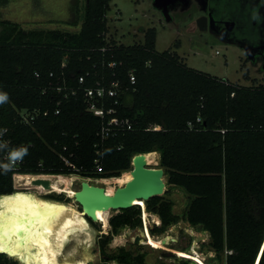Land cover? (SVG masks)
<instances>
[{"label": "trees", "instance_id": "obj_1", "mask_svg": "<svg viewBox=\"0 0 264 264\" xmlns=\"http://www.w3.org/2000/svg\"><path fill=\"white\" fill-rule=\"evenodd\" d=\"M111 2L77 4L67 23L78 31L25 29L0 18V92L8 96L0 126L10 130L9 147L22 153L16 170L0 160V193L15 190V172L117 181L135 155L159 152L168 183L190 202L183 217L162 195L146 200V210L161 219L151 234L186 219L209 233L217 259L226 254V264H256L264 245V83L241 85L188 66L176 50H157L155 28L143 30V42L121 43L109 34ZM114 81L121 85L116 98L104 99L114 109L106 121L129 123L103 138V119L88 108L85 90ZM22 109L48 115L24 123ZM110 224L113 235L142 227L141 206L121 209ZM111 239L99 237L104 264H143L124 247L109 256ZM0 264L17 263L0 254Z\"/></svg>", "mask_w": 264, "mask_h": 264}, {"label": "rangeland", "instance_id": "obj_2", "mask_svg": "<svg viewBox=\"0 0 264 264\" xmlns=\"http://www.w3.org/2000/svg\"><path fill=\"white\" fill-rule=\"evenodd\" d=\"M84 3L85 0H9V3L0 6V18L19 22L25 29L78 31L80 26H72L67 22L72 20L75 6L79 4L83 7ZM201 17H207V27L203 30L198 24ZM108 18L109 34L121 43L143 42V30L155 28L157 50H176L188 66L241 85H251L255 80L264 83V0H112ZM154 153L159 158L155 164L147 167L162 168L164 171L160 153ZM134 158L132 167L122 172L117 181L107 177L73 175L75 179L72 187L82 190V183L87 182L101 192L115 195L119 189L125 188L124 180L132 176ZM55 178L71 185L70 175ZM164 178L165 188L160 194L172 200L173 211L184 217L190 202L188 194L182 188L170 185L166 173ZM16 179L14 188L17 190H35L41 196L74 203L85 212L88 224L97 233L92 239L95 246L88 253L90 264H104L99 243L102 234L112 238L107 246L109 256L117 254L118 249L124 247L134 258L143 257V264H193V261L180 257L173 249L188 252L195 249L207 264H226V254L222 260L217 259L216 251L209 244V233L200 226H192L186 219L155 235L167 246L156 249L146 243L144 229L146 225L149 229L160 225L161 219L149 212L146 219L144 206L140 205L142 227L123 228L119 234L113 235L110 219L121 211V207L111 208L113 202L96 201L95 210L90 212L66 191L40 193L36 188L18 186ZM59 193L62 196L56 195ZM103 203H107L106 209ZM90 213L97 218L91 220L88 216ZM74 244L75 241L71 239L62 253ZM1 257L4 259V256ZM106 263L122 264L118 259H108Z\"/></svg>", "mask_w": 264, "mask_h": 264}, {"label": "bare ground", "instance_id": "obj_3", "mask_svg": "<svg viewBox=\"0 0 264 264\" xmlns=\"http://www.w3.org/2000/svg\"><path fill=\"white\" fill-rule=\"evenodd\" d=\"M158 158L159 155L156 153L135 155L132 176L124 180L134 186L129 193L120 192L116 197L109 194H98L92 188L88 194H83L81 190L72 187L75 179L73 175L70 176V186L60 182L61 179L58 181L53 175L20 174L16 180L18 186L36 188L40 193L44 191L63 193L66 191L72 196H81L86 204V209L90 212L95 210L94 203L96 201L106 200L115 204L134 202L144 206V214L147 219L149 215L145 208V201L136 200L132 195V190L139 185H145L149 191H153L156 187H165L162 171L159 169L150 170L147 167V165L155 164ZM2 204L4 210H0V234H2L0 250L10 251L19 259L22 257L24 264H90L88 253L95 246V241L92 239L97 233L83 218L84 212L79 211V208L77 211L69 210L68 207L58 204L50 205L31 194L7 197L2 201ZM27 218L28 223L26 222ZM144 232L146 243L152 248L167 247L163 240H158L151 234L148 225ZM71 236L72 238H70ZM71 239L75 241L74 246L62 253L66 242ZM173 251L180 257L193 261V264H207L195 249L188 252L174 248Z\"/></svg>", "mask_w": 264, "mask_h": 264}, {"label": "built area", "instance_id": "obj_4", "mask_svg": "<svg viewBox=\"0 0 264 264\" xmlns=\"http://www.w3.org/2000/svg\"><path fill=\"white\" fill-rule=\"evenodd\" d=\"M115 64V63H111ZM130 80L132 83H135L136 79L134 75H131ZM84 78H80V82H83ZM121 85L120 81H114L111 83L109 87L105 86H97L95 88H87L85 90V96L88 101V108L97 116H100L103 119V125L101 127V135L103 138L109 137L111 131L114 128L124 125L125 123H129V120H122L117 116H111V118L107 119L106 117L109 114L114 113V109L112 107H107L105 105L104 99L108 98H116L119 91V86ZM58 90H61L59 87ZM46 91V90H45ZM115 103H118L116 100ZM60 104V103H59ZM60 112V108L57 109L56 113ZM20 115L22 118V122L24 123H32L39 115H48V111L42 112L40 110L29 111L28 109H22L20 111ZM154 129H160L159 126H155ZM9 128L0 126V160L1 162L6 161L9 163V166L16 170L20 167L22 160L20 157L16 159L11 158V154L16 152L13 148H10L9 145L11 143V139L8 137ZM69 163V161H66ZM98 172H103L101 166H98ZM20 175L19 173H14V178Z\"/></svg>", "mask_w": 264, "mask_h": 264}, {"label": "water", "instance_id": "obj_5", "mask_svg": "<svg viewBox=\"0 0 264 264\" xmlns=\"http://www.w3.org/2000/svg\"><path fill=\"white\" fill-rule=\"evenodd\" d=\"M198 24H199V27L203 30V29H206L207 27V17H201L199 20H198ZM136 166V165H135ZM150 170H154L152 168H149ZM160 171H162L163 175L165 173V170L163 171L162 169H159ZM133 173V171H132ZM83 187H82V190L81 192L83 194H88L89 193V190L90 188L94 189L95 192L98 194H104L106 195V193L104 192H101L99 190H97L96 188H94L93 186L89 185L87 182H83ZM134 185H132L131 183H126V186L125 188H121L118 190V192L115 193V195H112L113 197H116L120 192H123L125 194L129 193L132 189ZM165 187H156L155 190L153 191H149L148 188L145 186V185H139L137 187H135L133 190H132V195L133 197L136 199V200H148L150 199L151 197L153 196H156V195H161L160 193L163 191ZM17 194H31V195H35L38 197V199H41L42 201H44L45 203L47 204H55V205H60V206H64V207H68V209H75L78 211L77 207L75 205H72L71 203H69L68 201H64V200H58V199H54V198H49L48 196H41L39 195L35 190H17L15 189L12 193H0V210H4V206L2 204V201L4 199H6L7 197H14L15 195ZM76 199L82 203V205L84 207H86V204L84 202L83 199H81V196H78L76 197ZM101 203V202H100ZM99 203V205H100ZM132 205H135L134 202H127V203H121V204H112L111 205V208H114V207H121L120 209H124V208H128ZM80 211V210H79ZM80 213V212H79ZM83 214V213H81ZM88 216L92 219V220H95L97 217H95V215H93L92 213L88 214ZM83 218L88 222V220L85 218L84 214H83ZM38 219V218H37ZM26 222L28 223V218L26 219ZM48 222V221H47ZM89 223V222H88ZM70 241H67L65 245H67V243H69ZM65 247V246H64ZM264 248V245L262 247V250ZM262 250L258 256V259L256 261V264H258L259 262V259H260V256H261V253H262ZM0 254H3L5 255L7 258L11 259L13 262L17 263V264H24L23 261H22V257L19 259L17 258L15 255H13L12 253L10 254V251H7L5 249H1L0 250Z\"/></svg>", "mask_w": 264, "mask_h": 264}, {"label": "clouds", "instance_id": "obj_6", "mask_svg": "<svg viewBox=\"0 0 264 264\" xmlns=\"http://www.w3.org/2000/svg\"><path fill=\"white\" fill-rule=\"evenodd\" d=\"M8 99V96H7V94L6 93H2V92H0V103H3V102H5L6 100ZM22 155V153L21 152H13L12 154H11V158L12 159H16V158H18L19 156H21ZM5 167H7V165H5Z\"/></svg>", "mask_w": 264, "mask_h": 264}, {"label": "snow or ice", "instance_id": "obj_7", "mask_svg": "<svg viewBox=\"0 0 264 264\" xmlns=\"http://www.w3.org/2000/svg\"><path fill=\"white\" fill-rule=\"evenodd\" d=\"M0 238H2V234H0ZM11 254V253H10Z\"/></svg>", "mask_w": 264, "mask_h": 264}]
</instances>
